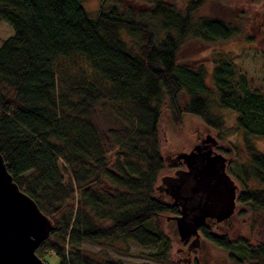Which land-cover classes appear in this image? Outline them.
<instances>
[{
	"label": "trees",
	"instance_id": "trees-1",
	"mask_svg": "<svg viewBox=\"0 0 264 264\" xmlns=\"http://www.w3.org/2000/svg\"><path fill=\"white\" fill-rule=\"evenodd\" d=\"M83 1L0 0V21L12 27L0 39V153L18 187L53 223L35 253L56 255L55 264H122L79 244L120 238L151 247L148 256L166 261L171 240L162 221L175 227L179 207L156 183L164 169L183 165L170 161L179 150H160L161 111L177 128L183 115L196 116L195 140L209 132L218 141L214 148L227 154L237 151L220 143L223 113L231 111L247 158L237 165L240 174L232 173V158L224 154L226 171L240 186L235 207L197 232L232 262L245 257L264 264V244L248 245L242 231L232 236L237 204L264 214V187L246 184L264 182V151L254 144L264 138V90L251 86L231 57L207 68L183 55L197 41L233 39L236 25L218 15L196 16L205 1L218 0L182 7L175 0H101L94 14ZM59 60L76 69L66 88L56 77ZM97 108L117 127L102 130Z\"/></svg>",
	"mask_w": 264,
	"mask_h": 264
},
{
	"label": "rangeland",
	"instance_id": "rangeland-1",
	"mask_svg": "<svg viewBox=\"0 0 264 264\" xmlns=\"http://www.w3.org/2000/svg\"><path fill=\"white\" fill-rule=\"evenodd\" d=\"M101 0H84L83 6L91 14H94ZM177 6L182 7L189 0H175ZM196 16H212L218 15L224 17L227 21L234 24L236 36L224 42H214L212 44H204L197 41V47L188 44L183 49V55L189 64L204 63L208 68L211 60L219 57L233 58V61L240 73H244L250 81L251 86L264 90V0H218L205 1L195 11ZM12 34V27L5 21H0V39H4ZM76 72L71 60H59L56 62V77L60 83V88H66L67 77ZM224 125L225 132L221 135L220 143L237 147L236 153L221 154L232 158L229 170L232 173L240 174L237 165L247 161L243 151L240 135L233 130V122L235 114L231 111H225ZM94 119L97 125L106 130L109 127H117L118 122L109 120L106 112L101 108L96 109ZM198 118L193 115H183L180 127L172 124L169 112L162 109L159 120L160 150L166 154L167 150L186 151L192 147L195 142L192 126L197 123ZM205 129V128H204ZM196 132V131H195ZM255 146L264 151V138H255ZM233 151V150H232ZM171 156V155H170ZM172 157V156H171ZM231 173V174H232ZM173 174V170L164 169L157 178V183L163 175ZM228 174H230L228 172ZM234 175V174H232ZM232 175L231 178H232ZM233 179V178H232ZM237 189L240 187L237 181H234ZM249 187H264V182L252 180L246 182ZM162 191V190H161ZM240 209L243 211L240 212ZM238 220L232 223L236 233L232 236L241 234L248 239V245L264 244V214L255 213L241 207L237 204ZM242 214V215H241ZM224 226V224H223ZM229 223L224 226L227 228ZM162 228L169 236L170 250L166 261L152 259L148 253L154 249L151 247H143L134 243L130 239H116L107 243L98 244L86 240L79 241L80 246L93 251H101L102 256L108 261H121L122 264H139L147 262L149 264H251L252 260H246L242 257V261L232 262L227 253L220 249H215L213 245L198 236L196 244L192 239L187 243H183L173 225V222L167 223L163 218ZM190 245L191 248H190ZM235 246V245H234ZM233 252L240 253V248H231ZM41 258V257H40ZM42 260L49 264H55L57 257L54 254H47Z\"/></svg>",
	"mask_w": 264,
	"mask_h": 264
},
{
	"label": "water",
	"instance_id": "water-1",
	"mask_svg": "<svg viewBox=\"0 0 264 264\" xmlns=\"http://www.w3.org/2000/svg\"><path fill=\"white\" fill-rule=\"evenodd\" d=\"M217 143L207 132L190 149L178 151L170 161L183 167L161 176L156 186L179 207L173 219L181 241L195 244L201 224L225 220L234 210L237 185L226 171L228 158L214 148ZM52 229V220L18 187L0 153V264H48L35 249Z\"/></svg>",
	"mask_w": 264,
	"mask_h": 264
}]
</instances>
